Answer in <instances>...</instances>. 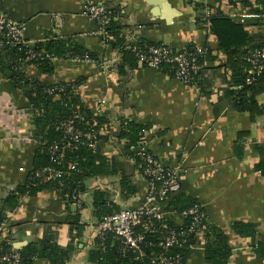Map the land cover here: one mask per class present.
Instances as JSON below:
<instances>
[{
    "label": "crops",
    "instance_id": "crops-1",
    "mask_svg": "<svg viewBox=\"0 0 264 264\" xmlns=\"http://www.w3.org/2000/svg\"><path fill=\"white\" fill-rule=\"evenodd\" d=\"M92 1L116 15L121 36L128 43L162 44L175 51L189 43L217 48L216 40L207 35V25L197 22L204 12L196 11L195 5L206 0ZM221 10L232 19L251 23L250 34L264 39V14L223 6ZM82 11V0H0V15L25 27L27 44L65 41L96 59L59 61L52 75L40 73L33 66L26 67V73L48 83L79 82V101L93 114L98 102L104 101L99 116L103 115L107 131L99 146L106 156L115 157L121 164L136 194L129 200L123 197L120 176L88 180L80 209L82 228L74 233L67 222L78 208L67 207L52 191L35 198L21 197L18 208L10 210L8 200L17 196L18 188L25 183L38 142L27 111L18 108L25 103L23 94L13 93L0 76V97L6 96L18 109L14 115L0 108V231L6 223L10 243L22 250L40 245L46 230L51 229L66 253L67 264H94L90 257L100 238L94 192H108L111 202L124 209L141 204L147 193L126 141L117 138L122 123L128 121L149 128L145 149L162 165L179 167L183 199L198 201L209 227L227 236L232 251L228 264H264V253L257 248L258 241L264 240V177L256 171L261 161L258 147L264 144V116L253 123L248 113L234 111L229 103L221 102L229 89L230 72L212 69L209 63L204 83L198 87L184 85L164 71L147 66H125L120 74L121 53L104 43L97 34V23ZM240 15L252 17L242 19ZM217 60L223 65L225 57L219 55ZM100 64L108 68L102 69ZM258 101L264 105V95ZM173 221L182 223L178 218ZM236 224L250 226L252 235L237 234L233 229ZM32 264L52 263L36 257ZM186 264H206L203 245L192 250Z\"/></svg>",
    "mask_w": 264,
    "mask_h": 264
},
{
    "label": "trees",
    "instance_id": "trees-1",
    "mask_svg": "<svg viewBox=\"0 0 264 264\" xmlns=\"http://www.w3.org/2000/svg\"><path fill=\"white\" fill-rule=\"evenodd\" d=\"M208 2V5L194 4L196 11L201 10L204 12L205 8L209 7L213 12L207 19H205L204 14L198 16L197 22L207 25V35L209 38L216 40L217 48L203 45L206 49V55L203 56L197 55V48L200 45L195 43L187 44L181 51L168 48L174 53L196 55V63L201 69L197 75H193V82L189 86L198 87L204 83V73L208 69V63L213 66L212 69H224L226 72H230L229 80H227L229 89L224 92L220 101L229 103L234 111L248 113L252 122L255 123L258 118L264 116V105L258 101V97L264 95V73L250 75L248 71L251 66L247 61V57L249 51L264 48V39L253 37L250 34L248 28L252 26L251 23L230 18L221 10V7L241 9L249 14H264V0H208ZM215 6H218L217 9H215ZM108 13L111 20L105 29L107 37L103 38V41L121 53L122 64L118 67L120 74L124 73L125 66L135 69L139 65L134 53L128 47L135 45L140 47H165L162 44L126 42L121 36L120 28L116 22V15L109 10ZM29 52L36 54L39 58L27 62L26 58ZM46 55H50L57 60L52 61ZM219 55L225 57L223 65L218 64L217 58ZM86 57L92 61L96 60L88 52L81 51L75 46L60 40L0 49V76L6 80L13 93L19 92L20 94L21 92L23 94L25 103L18 105V108L27 111L26 116L34 127L36 136L40 139L32 169L25 183L18 188V195L8 200L10 210L18 208L19 198H35L45 191L54 192L58 199L65 202L67 207H70L73 205L72 196L82 195L86 190L85 183L88 180L100 177L120 176V188L123 197L129 200L136 194V188L133 186L132 181L124 175L121 164L117 162L115 157L106 156L100 146L91 149L87 146L88 142L83 139L76 150H65V161L61 165L56 163L50 151L55 144L61 147L66 145V135L62 125L72 118L74 112L79 111L84 118V121L76 122V126L84 132L102 127L105 128L106 132V121L103 115L94 117L93 113L81 105L78 96L79 82H43L38 77L28 76L26 67L33 66L40 73L52 75L55 72L57 62L73 61L74 59L85 60ZM160 70L175 78V67L164 65ZM249 79H251V83L248 84ZM54 87H62L64 92L59 97L48 94L47 89ZM148 130L147 126L127 121L122 123L121 129L118 131L117 138L126 141L127 148L130 150V157L135 160L137 167L141 163L140 157L138 153L132 151V148L142 141ZM248 135L246 133V136ZM105 139L104 135L100 136V141H105ZM258 151L261 161L256 167V171L264 177V144L258 147ZM68 163L75 164L76 170H67ZM47 167L62 169L66 174L55 181L46 182L37 178L36 172ZM93 199V207L98 222L106 216L124 210L123 207L111 202L108 192L95 191ZM195 204L200 203L183 199V195L179 191L169 196L166 211L181 216L183 212ZM75 213L70 216L67 222L73 233L82 228L80 209ZM173 220L169 219L156 224L158 231L145 235L141 244V253L131 251L124 253L121 241L117 239L115 234L107 233L96 241V248L90 260L94 264H154V261L164 256L180 257L183 264H186L193 250L192 247L203 245L206 264H228L232 251L227 236L221 230L209 227L207 215L204 220L206 233L202 238L192 234L180 239L183 244L181 247H171L167 250L160 247V244L165 241L171 231L180 233L187 230L191 224L190 218L182 220L180 225ZM233 229L242 237H249L254 231L250 226L241 224H236ZM46 231V238L40 245H31L20 250L21 264H32L33 259L36 257L47 258L52 264H67L66 253L56 243L55 236L52 234L53 231L51 229ZM0 247L5 252L8 249L5 244H1ZM257 248L259 253H264V240L258 241Z\"/></svg>",
    "mask_w": 264,
    "mask_h": 264
},
{
    "label": "built area",
    "instance_id": "built-area-1",
    "mask_svg": "<svg viewBox=\"0 0 264 264\" xmlns=\"http://www.w3.org/2000/svg\"><path fill=\"white\" fill-rule=\"evenodd\" d=\"M206 0L205 5H208ZM82 13L91 18L98 25V32L101 38L105 39L107 34L105 32L106 27L109 25L111 17L105 6L95 3L92 0H82ZM213 14L209 7L205 8V19L209 18ZM225 14L226 11H225ZM230 16V15H228ZM251 15H240L242 19H248ZM207 22V20H205ZM25 27L12 21L11 19L0 15V49L6 47H20V45H26L24 40ZM103 39V40H104ZM131 50L140 66L144 64L147 67L160 70L164 65H170L175 67V79L184 85L189 86L193 82V75H197L201 67L196 63V55L188 53H174L168 47H140L133 46L128 47ZM197 55H206V49L203 45L197 48ZM52 61L57 59L46 55ZM39 56L29 52L26 58L27 62H31L34 59H38ZM73 61H92L87 57L85 60L74 59ZM247 61L250 63L249 74L261 75L264 73V48L249 51ZM102 69H107L108 66L100 64ZM206 66V65H205ZM59 83V82H56ZM251 83L249 79L248 84ZM64 92L62 87L48 88L47 93L59 97ZM104 107V101L98 102L97 110L93 114L97 117L101 114ZM0 108L4 111L11 112L16 115L18 109L10 102V99L6 96L0 97ZM77 121H84L81 113L76 111L73 113L72 118L66 121L62 125V129L66 135V145L61 147L55 144L51 147L50 151L54 156V159L58 165H61L65 161V150H76L77 146L85 139L88 143L87 146L91 149H96L100 144V136L105 135V128L89 130L87 132L82 131L76 126ZM146 140L145 137L136 147L132 148V151H139L140 165L137 167V172L142 176L146 182L147 193L143 202L133 208L124 209L112 215L104 217L98 222V231L100 237H103L107 233H113L118 240L121 241L123 249L122 251L128 252H140L141 244L144 241L146 234H152L158 231L156 224L162 223L165 220L174 219L177 217L181 221L185 218H190L191 224L187 230L176 233L171 231L168 237L160 244L164 250L171 247H181L184 237L195 234L202 238L206 233V213L201 204H195L190 209L186 210L177 216L172 212L166 211L167 200L173 193H177L181 189L180 179L181 175L179 167L164 166L162 165L150 152L145 149ZM137 153V152H136ZM67 170L75 171V164L68 163ZM66 172L62 169H56L53 167L44 168L36 172V177L43 181H55L61 179ZM73 206L81 209L82 195L76 194L72 196ZM158 226V225H157ZM163 229V228H162ZM0 245L5 244L8 247L7 251H3L0 247V260L2 264H21L20 250L14 248L10 243V228L4 223L1 227ZM195 249V247H192ZM154 264H183L180 257H160L159 260L154 261Z\"/></svg>",
    "mask_w": 264,
    "mask_h": 264
},
{
    "label": "water",
    "instance_id": "water-1",
    "mask_svg": "<svg viewBox=\"0 0 264 264\" xmlns=\"http://www.w3.org/2000/svg\"><path fill=\"white\" fill-rule=\"evenodd\" d=\"M34 140L36 141V142H39L40 141V139H39V137L38 136H35L34 137ZM23 247L22 246H20V249H22Z\"/></svg>",
    "mask_w": 264,
    "mask_h": 264
}]
</instances>
